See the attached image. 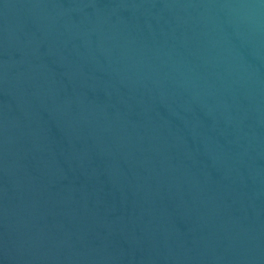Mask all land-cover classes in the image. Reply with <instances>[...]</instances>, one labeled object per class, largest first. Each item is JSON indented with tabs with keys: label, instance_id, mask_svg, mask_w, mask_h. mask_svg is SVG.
Listing matches in <instances>:
<instances>
[{
	"label": "water",
	"instance_id": "1",
	"mask_svg": "<svg viewBox=\"0 0 264 264\" xmlns=\"http://www.w3.org/2000/svg\"><path fill=\"white\" fill-rule=\"evenodd\" d=\"M0 264H264V0H0Z\"/></svg>",
	"mask_w": 264,
	"mask_h": 264
}]
</instances>
